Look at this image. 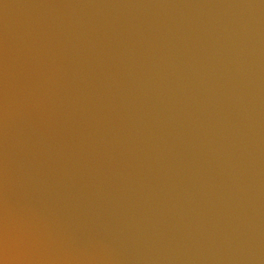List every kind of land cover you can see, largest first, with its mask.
Wrapping results in <instances>:
<instances>
[{"label":"water","instance_id":"95a60500","mask_svg":"<svg viewBox=\"0 0 264 264\" xmlns=\"http://www.w3.org/2000/svg\"><path fill=\"white\" fill-rule=\"evenodd\" d=\"M0 264H264V0H0Z\"/></svg>","mask_w":264,"mask_h":264}]
</instances>
